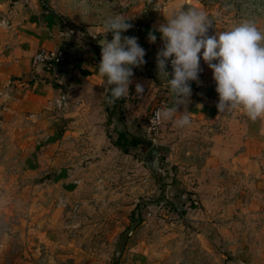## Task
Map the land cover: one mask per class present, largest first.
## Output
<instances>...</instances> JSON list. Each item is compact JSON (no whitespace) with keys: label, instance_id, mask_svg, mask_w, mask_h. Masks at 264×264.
I'll return each mask as SVG.
<instances>
[{"label":"rangeland","instance_id":"obj_1","mask_svg":"<svg viewBox=\"0 0 264 264\" xmlns=\"http://www.w3.org/2000/svg\"><path fill=\"white\" fill-rule=\"evenodd\" d=\"M46 3L67 28L78 23L96 33L112 15L150 24L181 7L208 15L209 36L245 20L264 30V0ZM15 81L0 77V264H264V117L253 122L238 112V133L227 124L220 131L228 151H259L247 159L257 162L253 168L224 163L202 172L203 159H180L183 169L169 165L164 151L177 143L189 151L213 145L195 126L179 128L180 141H152L146 104L136 119L143 131L134 129L136 145L127 144L124 154L113 145L126 130L122 112L106 102L110 94L61 93L67 106L58 110L55 98L38 103L11 91ZM152 143L160 149L155 176L141 162Z\"/></svg>","mask_w":264,"mask_h":264},{"label":"crops","instance_id":"obj_2","mask_svg":"<svg viewBox=\"0 0 264 264\" xmlns=\"http://www.w3.org/2000/svg\"><path fill=\"white\" fill-rule=\"evenodd\" d=\"M43 5L52 11L46 0H0V77L8 83H10V79H16L15 82H11L10 88L13 89L11 91L16 90L15 92L19 93L20 96L26 94L27 98L30 96L31 99L33 98L32 100L38 101V103L45 102L43 101L45 98L54 99L60 93L66 95L73 93L80 97L87 88L104 90L105 93L110 94V86L106 84V78L101 77L98 73V64L101 59L100 45L105 38V34L102 33L103 30L100 31L101 33H96V28L88 27L89 29H86L87 27H81L76 23L77 29L68 25L70 29H74L73 32L72 29L70 30L63 25V19L59 17V12L46 13L41 9ZM175 11L178 10L172 8L164 10L158 17L156 16L152 23L145 24L137 38L139 45L145 50L144 60L146 63L133 68L134 75L129 86V94L111 105L117 106L122 112L119 117L125 126L126 133L130 136L132 132H135L134 129L143 131L142 128L138 127L139 122L136 119L141 117V109L146 104L149 107L148 114L156 102L160 100L166 101V107L172 106L173 97L169 93L168 86L163 84L157 75L156 55L163 46L160 34L155 33L157 35L155 43L149 42L148 34L154 32L156 27ZM126 22L131 25V28L122 33V36L136 37L135 30L136 27L141 26V19L134 17L126 20ZM97 29L101 30L99 27ZM84 30H87L86 33ZM92 32L99 35L94 36ZM88 35L90 37H87ZM106 39L110 42L112 38L107 34ZM58 48L65 51V59L61 65L46 69V66L32 64V56L37 50L52 51ZM200 68L202 71L198 81L190 82L192 92L189 101L182 105L179 111L187 112L191 120L189 126H195L200 136H210L208 142L213 143V145L210 147L203 145V149L196 151L179 149V143L171 146L170 149L165 146L166 162L169 165L175 164L185 169L187 167L181 164L180 159L196 156V158L203 159L200 166L202 172L224 166V163L227 168L232 169L233 167L235 170L245 171L244 168L249 166L253 168L257 162L247 159L257 156L259 151L248 149L240 152L228 151L224 144L226 138L220 135L221 128H225L226 124L234 134L238 133V112L243 114L245 112L242 109L218 112L216 105L219 97L215 91L216 84L212 78L213 73L202 59ZM26 77H28L27 80ZM20 78L24 79L19 80ZM25 80L27 83H24ZM136 83L144 85L143 94L135 93ZM178 118L179 114L174 117V119ZM162 125L165 128L161 130V134L158 133V138L163 136L170 141L181 140L179 136L181 133L177 132L179 128L175 126L173 121L161 120V128ZM216 143L218 145H215ZM170 158H174L175 161L169 160ZM222 158H230V162H222ZM228 182H230L229 179L227 183H221L220 188L222 190L225 188L221 187L223 184L229 186L230 183L228 184ZM197 196L200 199L205 198L200 193ZM205 200H202L203 203Z\"/></svg>","mask_w":264,"mask_h":264},{"label":"clouds","instance_id":"obj_3","mask_svg":"<svg viewBox=\"0 0 264 264\" xmlns=\"http://www.w3.org/2000/svg\"><path fill=\"white\" fill-rule=\"evenodd\" d=\"M211 25L204 11L181 7L149 32L150 43L156 42V32L160 34L163 46L156 55L157 75L173 97L172 106L158 110L155 119L171 120L178 128L190 125V115L179 109L189 101L190 82L198 81L201 59L213 73L218 112L242 109L253 122L264 117V30L254 21L245 20L209 36ZM130 28L120 15L103 20L105 38L100 45L98 73L110 86V97L106 98L109 105L129 94L133 68L146 63L138 38L122 36ZM109 33L110 42L106 39ZM135 93L143 94L144 85L136 83ZM177 114L179 118L174 119Z\"/></svg>","mask_w":264,"mask_h":264},{"label":"built area","instance_id":"obj_4","mask_svg":"<svg viewBox=\"0 0 264 264\" xmlns=\"http://www.w3.org/2000/svg\"><path fill=\"white\" fill-rule=\"evenodd\" d=\"M63 25H66L63 22ZM65 59V51L62 48H58L52 51L39 49L32 56L33 65H43L49 67H56L62 64ZM168 70L171 72V65H168ZM54 107L58 110H62L67 106L66 96L63 94H58V96L53 101ZM167 106L165 100H160L156 102L154 107L150 110L148 117L146 118V133L150 136V140H154L159 132L161 125V120L155 119V113L161 108Z\"/></svg>","mask_w":264,"mask_h":264},{"label":"water","instance_id":"obj_5","mask_svg":"<svg viewBox=\"0 0 264 264\" xmlns=\"http://www.w3.org/2000/svg\"><path fill=\"white\" fill-rule=\"evenodd\" d=\"M41 9H43L46 13L53 14V12L50 11L46 5H43ZM157 156H158V147L155 143H152L151 146L145 151L143 159L141 161L142 164L152 175H155V164H156Z\"/></svg>","mask_w":264,"mask_h":264},{"label":"trees","instance_id":"obj_6","mask_svg":"<svg viewBox=\"0 0 264 264\" xmlns=\"http://www.w3.org/2000/svg\"><path fill=\"white\" fill-rule=\"evenodd\" d=\"M144 26H145V23L142 22L140 27H136V30H135L136 31V34H135L136 38L140 36V32H141V30H143ZM127 144L134 145V146L136 145L135 140L130 135H128V133H126V132L118 133L117 139L113 145L115 147H118L122 153L126 154L125 146ZM153 176H155V175H153Z\"/></svg>","mask_w":264,"mask_h":264}]
</instances>
